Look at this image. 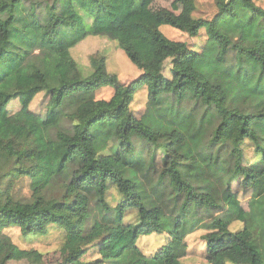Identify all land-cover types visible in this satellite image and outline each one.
<instances>
[{
	"label": "trees",
	"instance_id": "16d2710c",
	"mask_svg": "<svg viewBox=\"0 0 264 264\" xmlns=\"http://www.w3.org/2000/svg\"><path fill=\"white\" fill-rule=\"evenodd\" d=\"M213 3L208 16L197 14L198 0H181L180 11L146 0H0V264L37 256L6 228L37 234L76 222L108 245L99 244L102 259L85 262L78 248L61 264H184L186 238L201 228L210 264H264V7ZM129 24L153 40L149 61ZM163 24L190 36L205 27L207 38L196 49ZM93 36L116 41L139 76L123 82L99 52L81 65L73 49ZM103 86L114 88L108 99L96 95ZM143 86L146 110L132 120ZM40 93L49 97L44 139L28 108ZM53 142L65 147L40 190L15 198L3 188L13 170L36 177L28 157ZM235 185L252 189L249 209ZM111 186L121 195L115 205ZM235 221L251 236L232 230ZM153 232L169 239L150 256L138 239Z\"/></svg>",
	"mask_w": 264,
	"mask_h": 264
},
{
	"label": "rangeland",
	"instance_id": "374dc122",
	"mask_svg": "<svg viewBox=\"0 0 264 264\" xmlns=\"http://www.w3.org/2000/svg\"><path fill=\"white\" fill-rule=\"evenodd\" d=\"M152 6L158 8H167L180 11L182 8L181 0H146ZM256 4L264 7V0H254ZM214 9L213 0H198V15L211 16ZM162 31L171 39L187 41L193 48L199 49L204 44L207 33L203 27L197 36H190L187 32L180 30L169 24L161 26ZM128 32L135 46L142 53L143 59L149 61L153 55L154 42L148 37L142 29L135 27L132 24L128 25ZM99 52L107 58V68L110 72L117 73L121 80L125 83L132 81L139 76L140 69L130 59L127 53L118 46L117 42L104 36L89 37L81 41L73 49L75 58L88 69L89 58L92 54ZM114 93V88L111 86H103L96 91L98 98H110ZM148 100V90L146 86L140 87L136 93L134 101L131 103L130 119L134 120L140 117L146 110ZM49 97L40 93L36 96L28 108L31 110V125L34 127L37 136L44 139L43 122L46 118L47 109L49 106ZM20 103L15 100L9 105L12 111L20 108ZM8 108V106H7ZM65 147L64 142L50 143L46 150H33L27 160V165L35 166L38 170L36 177H31L26 168L21 170H13L12 178H8L2 186L10 188L11 193L15 198H29L31 195L40 190L43 186L46 176L49 172L56 170L54 163V155ZM254 152L249 153V157L254 156ZM239 191V197L246 209H249L248 203L252 194V189H245L240 185H235ZM121 195L117 188L111 186L108 190V200L112 205L119 202ZM43 202H47L46 194L42 192ZM136 211L131 210L127 214V221H135ZM231 229L239 231L243 235L250 237L251 234L244 228V224L240 221H235L231 225ZM12 240L22 248L34 249L37 251L35 257L10 260L8 264H61L65 261L70 253L78 248L82 249L83 255L81 258L85 262H92L97 259H102L99 251V244L108 245L106 241L93 240L85 234L84 229L78 222L67 231L65 228L50 225L47 233L26 234L20 226H11L5 229ZM207 230L201 228L190 233L187 238L188 252L182 258L184 264H210L207 259V243L203 239V234ZM169 239L167 233L143 234L138 239V245L147 255H153L160 247ZM131 240L129 234L124 241Z\"/></svg>",
	"mask_w": 264,
	"mask_h": 264
}]
</instances>
